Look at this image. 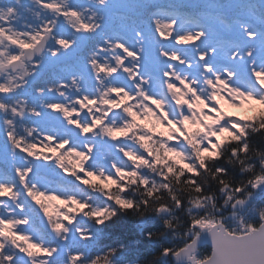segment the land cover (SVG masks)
Instances as JSON below:
<instances>
[{
	"label": "snow or ice",
	"instance_id": "snow-or-ice-1",
	"mask_svg": "<svg viewBox=\"0 0 264 264\" xmlns=\"http://www.w3.org/2000/svg\"><path fill=\"white\" fill-rule=\"evenodd\" d=\"M116 210L264 264V0H0V264H109Z\"/></svg>",
	"mask_w": 264,
	"mask_h": 264
},
{
	"label": "trees",
	"instance_id": "trees-1",
	"mask_svg": "<svg viewBox=\"0 0 264 264\" xmlns=\"http://www.w3.org/2000/svg\"><path fill=\"white\" fill-rule=\"evenodd\" d=\"M90 195L92 206L115 209V206L99 193ZM116 211V216L99 226L87 219L82 221V226L87 227L92 236L84 246L88 260L103 257L115 250L114 255L108 257L109 264H173L172 258L163 257L162 252L165 248L180 247L183 242L171 229L164 227L165 217ZM36 226L39 227L38 222ZM209 252L207 246L200 248L201 254Z\"/></svg>",
	"mask_w": 264,
	"mask_h": 264
},
{
	"label": "rangeland",
	"instance_id": "rangeland-1",
	"mask_svg": "<svg viewBox=\"0 0 264 264\" xmlns=\"http://www.w3.org/2000/svg\"><path fill=\"white\" fill-rule=\"evenodd\" d=\"M162 1H167V0H156V2L157 3H161ZM170 1V0H169ZM171 2L172 3H176V2H179V0H171ZM75 58H72L71 59V65L73 64V60H74ZM67 61L68 60V58L66 57V58H64L62 61L64 62V61ZM52 66H54V68L55 69H58V68H61V67H65V66H70V64L68 63V62H65V63H60V62H57V63H55V64H50V65H48L45 69H44V76H45V78L47 79V78H54V77H56V76H58V75H61L62 73L61 72H56V73H52V72H50V70H48V67H52ZM47 71H49V72H47Z\"/></svg>",
	"mask_w": 264,
	"mask_h": 264
},
{
	"label": "flooded vegetation",
	"instance_id": "flooded-vegetation-1",
	"mask_svg": "<svg viewBox=\"0 0 264 264\" xmlns=\"http://www.w3.org/2000/svg\"><path fill=\"white\" fill-rule=\"evenodd\" d=\"M67 58H68V60L66 61H60V63H65V62H68L69 64H70V66H71V59L72 58H75L74 60H73V64H74V62L76 61V59H77V55L75 54V53H70L68 56H67ZM66 67V66H65Z\"/></svg>",
	"mask_w": 264,
	"mask_h": 264
},
{
	"label": "water",
	"instance_id": "water-1",
	"mask_svg": "<svg viewBox=\"0 0 264 264\" xmlns=\"http://www.w3.org/2000/svg\"><path fill=\"white\" fill-rule=\"evenodd\" d=\"M204 246H207L211 250V242H210V239H206L205 242L200 246V248H202ZM173 263L174 264H177V262L175 260H173Z\"/></svg>",
	"mask_w": 264,
	"mask_h": 264
}]
</instances>
